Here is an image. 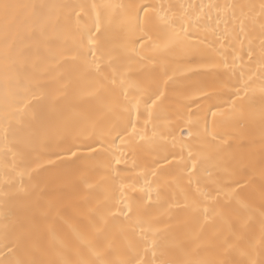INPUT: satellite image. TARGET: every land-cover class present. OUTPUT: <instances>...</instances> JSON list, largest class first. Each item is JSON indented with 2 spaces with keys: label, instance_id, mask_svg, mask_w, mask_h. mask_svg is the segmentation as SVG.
Listing matches in <instances>:
<instances>
[{
  "label": "bare ground",
  "instance_id": "obj_1",
  "mask_svg": "<svg viewBox=\"0 0 264 264\" xmlns=\"http://www.w3.org/2000/svg\"><path fill=\"white\" fill-rule=\"evenodd\" d=\"M6 2L18 5L67 3L164 5L168 16L177 21L178 28L180 23L196 17L197 13H200L201 5L252 4L257 6L255 13H258L262 0H6ZM17 11L19 18L10 19L7 22L0 14V214L7 211L11 220H16L25 214L33 217L34 239L38 244L49 243L53 234L58 239H64L78 232L93 233L99 241L103 242L111 236L117 225L124 223L122 217L115 221L109 218L107 223L102 219L105 209L119 216V208L115 206L116 201L120 199L119 185H113L110 181L101 183L105 172L94 167L79 168L80 161L75 163L65 161L53 166L47 161L54 157L44 154L42 149H28L21 152L16 142L31 130L27 118L20 123L12 120L8 138L5 140V97L12 87L11 82L17 77L39 85L35 90L37 96L41 92L48 96L57 95L61 91L66 92V100L61 102L66 104L74 118H78L82 113L101 114V100L88 94L91 91L89 84L91 78L83 77L80 72V61L72 60L74 41L71 36L65 39L66 27H75L74 17L66 24L64 18L68 10L55 7L44 9L45 19L49 15L53 21H56L57 17L60 18L58 22L47 27L45 36L48 43H44L36 38H29L34 23L31 16L33 9L22 8ZM76 11L80 12V9ZM85 12L87 16L80 23L92 26L96 13L99 12L103 30L108 24L109 16L119 18L120 10L98 7L97 9L86 8ZM207 13L206 8L203 13H200V22L192 29L193 40H202V48L206 52L221 49V52L227 56L229 64L232 63L234 56L239 57L237 64L244 66L243 77L239 73L234 76L231 73L225 74L226 70L220 58L221 53H213L215 60L212 62L220 64L218 68L197 67L198 64L209 63V61L191 60L179 54L168 58L156 56L155 59L140 60V57L136 55L138 51L148 57L155 54L141 50L139 42L132 43V40L137 37L131 34L128 40L123 41L127 44V49L126 52L121 53L115 65L108 66L109 60L106 56L102 57L101 50H96L97 61L104 74L110 79L116 72H123L125 69L132 80L149 77L154 87L158 88L156 95L160 92L165 94L162 97V110L155 108L149 114L142 103L138 111H132L130 117L132 123H129L127 113L104 114L98 125V130L103 132V137L84 136L81 143L91 145L97 153L91 164L111 161L112 168L120 172L123 177L122 182L134 185V188L125 189L129 202L133 204L134 209L136 205L146 207L147 211L143 215L145 219L151 221V226L166 230L170 237L182 243L184 253L178 258L193 261L218 259L213 247L215 241L212 239L215 234L227 233L233 226L245 225L250 250L253 258L258 260L261 258L258 253L262 243L260 214L264 211L262 207L264 198L261 196V188L264 184L261 178V169H264V125L259 119V111L264 103L259 92L262 83L261 68L255 56L251 61L249 60V38L243 34L229 41L218 38L225 28L224 21L229 20V17H223L218 23L215 9L210 15ZM157 23L160 22L157 21ZM189 27L192 28V25L189 24ZM228 27L232 28L230 21ZM258 27L257 24V31ZM158 30L154 29V32ZM128 31L129 26L110 28L109 34L119 38ZM93 32L95 33L94 27ZM76 35L78 37L79 34ZM20 36L25 38L21 41ZM258 43V40L254 43L256 53L259 52ZM148 47L150 45H146V48ZM21 50H23L22 54ZM6 53H9L7 59ZM6 64L14 65L7 75ZM209 74H220L219 79L225 82L223 86L215 89H206L213 93L210 99H201L185 87L205 83L209 79ZM249 77H251L250 90L245 94L242 85L243 81L248 80ZM65 85H67L66 88ZM237 89H240L239 93ZM152 99H155V95ZM233 101L237 104L243 103L252 115H246L240 119H226ZM147 103L151 104V100ZM209 105H215L213 111L222 110V114L217 115L215 122L211 112H207L208 128L215 136V140L209 145L213 158L218 162L219 168L226 167L235 173L231 178L232 181H239L243 186L239 189V199L249 206V211H246L239 220L231 215L227 218L214 217L212 213H209L206 219L202 211L193 210L196 204L203 207L202 197L195 192L197 182L203 191H211L215 196L216 184L213 181L223 176L219 169H212V176H208L203 170L200 171L196 177H193L192 185H188L187 176H185L181 185L177 187L172 183L177 170L165 161V157L168 161H172V153L179 154L181 129L185 127L189 118L194 123L199 121L193 128L194 132L203 131L204 114ZM15 106L14 103L9 102L8 109L11 110ZM35 110L38 111L39 106ZM189 112H191L190 117ZM180 116L183 119H180ZM133 123L136 128L135 134H132ZM166 123L172 128L167 141L149 144L147 140H140V135L151 137L154 125ZM173 136L177 141L175 148L171 143ZM184 139L189 143L197 142L189 141L186 134ZM206 139L211 140L212 137L208 136ZM130 145H135V148L133 149ZM113 153L115 156L112 155ZM79 154L87 155L88 148L82 147ZM116 158L121 161L119 165L116 164ZM154 170L157 173L155 177L152 175ZM65 172H71L72 175H58ZM20 173L25 174L21 176ZM8 181H11V186H8ZM146 181L149 182L148 185L145 184ZM157 186L162 189L159 201L156 197ZM147 187L153 189L151 201L148 199ZM236 187V183L229 182L225 193ZM21 188L27 189V195L20 191ZM4 193H8L6 204ZM220 199L224 202L228 197L222 193ZM27 203H34V207L25 213L21 205ZM186 204L188 207L185 206ZM231 205L234 208L239 207L235 199L231 201ZM2 219L0 215V223ZM133 219H135V212ZM97 229L101 231L97 232Z\"/></svg>",
  "mask_w": 264,
  "mask_h": 264
},
{
  "label": "snow or ice",
  "instance_id": "obj_2",
  "mask_svg": "<svg viewBox=\"0 0 264 264\" xmlns=\"http://www.w3.org/2000/svg\"><path fill=\"white\" fill-rule=\"evenodd\" d=\"M66 9L65 16L66 24L72 18L75 19V27L65 29V39L71 38L74 41L72 49V60L80 61V72L83 77H90L89 84L91 91L89 95L101 100V114H80L78 118H74L67 108L66 104L61 101L66 100L67 94L64 91L57 95L48 96L41 92L39 96L35 94L36 88L39 85H34L26 82L24 79L17 77L12 83L11 89L6 93L5 97V128L4 136L7 140L10 130V123L15 120L20 123L24 118L29 120L30 131L21 137L16 143L21 152L31 149H42L44 154L54 159H49L48 164L56 166L65 161L75 163L80 161L79 168L94 167L102 169L105 175L101 178V183L112 182L113 185H119L120 199L116 201L115 206L119 208V216L105 209L102 219L107 223L108 219L118 220L121 217L124 223L117 225L110 237L103 242L99 241L95 234L89 232H78L72 236H67L64 239H58L55 234L49 243L38 244L34 239L35 221L33 217L24 215L11 220L9 213L5 211L2 215V223H0V264H264V211L261 212L260 231L262 234V243L258 255L260 259H254L250 250V241L245 230V225L240 227H231L227 233L218 232L212 238L215 241L213 247L218 259L212 261H193L189 259H180L184 253V248L181 242L170 237L166 230L153 228L151 221L145 219L143 213L147 211L146 207L136 205L129 202V197L125 192L127 188H134L132 184H124L123 177L120 172L112 168L111 161H104L95 165L90 162L96 157V151L91 145H84L81 139L84 136L99 135L103 137V132L98 130L99 122L104 114L114 112L127 113L129 123H132L130 117L133 110H139L141 104L145 105L146 110L151 114L152 110L159 108L162 110L164 92L156 95L158 88L154 87L152 80L149 77H144L140 80H132L128 76L127 69L123 72H116L115 75L109 76L104 74L100 63L97 61L96 50L102 51V57H107L109 67L115 65L120 59L121 53L126 52V41L131 34L136 35V39L132 43H140L141 50L151 51L155 55L148 57L142 52H136L140 60L155 59L156 56L168 58L177 54L184 57H189L191 60L209 61V63H200L197 67L218 68L221 65L213 63L215 56L213 53H221L223 68L226 73H231L233 76L237 73L243 77L244 66L238 65L239 57H233L232 63L229 64L227 56L221 52V49H214L211 52H206L202 48V40H193L195 24H198L200 13H203L205 8L208 9L207 14H211L213 9L216 10L218 23L220 19L227 16L229 20H225V28L220 32L219 37L222 41H229L243 34L249 38V60L255 56L261 68V86L259 92L262 102H264V0L259 5V12L255 13L256 5L244 3H228L208 4L200 6V13L196 17L189 18L188 21L180 23L177 28V21L168 16L164 10V5H151L149 3H128L119 5H83V4H61V5H18L0 0V14L3 15L5 22L10 19H18V11L22 8H32V25L29 38H36L44 43H48L45 36L47 27L54 22L51 16L44 18V9L46 8ZM98 7H107L113 10L119 9V18L110 15L108 24L102 30L101 16L97 12L92 26L82 25L80 22L87 16L86 8L97 9ZM171 7V6H170ZM80 9V12L76 10ZM183 20V18H181ZM157 21L160 23L158 24ZM229 21L232 28L228 27ZM192 25V28L189 27ZM259 25L258 31L256 25ZM129 26V31L123 36L116 38L109 34L110 28H123ZM95 28V33L93 32ZM238 28V31H237ZM154 29H159L154 32ZM79 34L78 37L76 34ZM25 37L20 36L22 41ZM258 40L259 52H255L254 43ZM146 45L150 47L146 48ZM223 47V45H222ZM23 50H21V54ZM9 53H6V59ZM14 68V65H5L6 75L8 71ZM115 72V69H114ZM220 74L211 75L209 79L202 84L185 87L193 94L201 99H210L211 91L219 86L224 85V81L219 79ZM171 79V77H169ZM251 77L243 81V91L248 93ZM6 83H8L6 81ZM65 88L67 85L64 86ZM118 90V91H117ZM240 89H237V93ZM155 95V99L152 96ZM106 97V98H105ZM151 100V104L147 101ZM9 102L16 106L8 109ZM159 102V105H158ZM39 106V110H35ZM215 105H209L204 114V129L193 131V128L199 121L195 123L189 118L184 128L181 129V139L179 141V154L172 153V161L167 164H172L176 173L172 183L177 187L181 185L184 177L187 176L188 185L193 184V177H196L200 171H204L208 176H212V169H219L223 173L222 178L213 181L216 184L214 196L211 191H203L197 182L195 192L202 197L203 207L199 204L193 210L202 211L207 219L209 213L214 217L227 218L234 217L236 220L249 211L247 203L239 199V189L243 187L239 181H232L233 171L228 168H219L218 162L213 158V153L209 145L215 140V136L208 128L207 112H211L213 121L218 114H222V110L212 109ZM246 115H252L246 110L243 103L237 104L233 101V106L227 114L226 119H240ZM191 112H189V117ZM183 119L182 116L179 117ZM259 119L264 125V103L259 111ZM147 123V121L145 122ZM136 133L135 124H132V134ZM172 133L170 124L154 125L151 137L140 135V140H147L149 144H157L161 141H167V138ZM185 134L189 141L196 140V143L185 141ZM211 136V140L206 138ZM96 142V141H93ZM123 142V138H122ZM173 147L177 146L176 138L173 136L171 141ZM82 147L88 148V154H79ZM133 149L135 145H130ZM11 151V149H8ZM115 156V153L112 154ZM121 163L119 158H116V164ZM25 173H20L23 176ZM58 175H72L71 172L58 173ZM152 175H157L154 170ZM261 178L264 180V169H261ZM229 182L236 183L237 187L225 193ZM8 186H11V181H8ZM149 184L148 181L145 182ZM27 195V189H20ZM148 199L152 200L151 193L153 189L147 187ZM162 189L157 186L156 197L159 201L161 198ZM227 195L228 199L221 202V195ZM5 204L7 203L8 193H4ZM261 196L264 198V184L261 188ZM235 199L239 207H232L231 201ZM195 203V202H194ZM111 205L109 204V207ZM151 206V205H149ZM188 207V205H185ZM34 207V203L22 204L21 208L27 213V210ZM171 207V205H170ZM264 207V205H262ZM135 212V219L133 214ZM147 225V227H145ZM139 228V231H137ZM100 232L101 229H97ZM237 257H240L239 259Z\"/></svg>",
  "mask_w": 264,
  "mask_h": 264
}]
</instances>
